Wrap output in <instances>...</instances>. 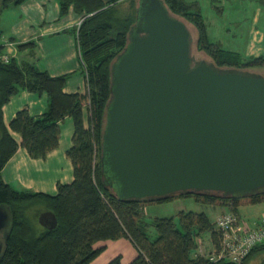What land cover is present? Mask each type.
Returning <instances> with one entry per match:
<instances>
[{
	"label": "trees",
	"instance_id": "1",
	"mask_svg": "<svg viewBox=\"0 0 264 264\" xmlns=\"http://www.w3.org/2000/svg\"><path fill=\"white\" fill-rule=\"evenodd\" d=\"M23 1H0V38L3 9ZM58 1L61 15L67 14L71 5L82 14L80 23L68 30L77 37L87 89L84 92L65 91L70 73L53 75L33 62H19L12 55L9 62L0 59V201L7 202L14 215V226L0 264H91L105 248V245H95L98 240L119 237L130 238L138 249V254L127 264H249L256 255L263 258L264 243L255 246L238 262L226 258L212 260L203 252L193 253L199 247L197 238L205 230L211 231L213 245L219 242L216 219L211 220L205 211L182 209L177 216L157 217L154 221L157 235L150 237L145 221L149 203L193 196L198 201L227 205L238 213V205L243 202L263 201L264 192L234 197L217 191L193 190L168 196L121 197L106 181L100 157L111 95V64L128 42L129 29L137 16L138 0H129L123 12L124 0ZM165 1L174 13L194 25L198 31V49L208 53L218 65L244 69L264 66V55L244 56L213 41L197 0ZM17 46L19 49L34 48L36 40L18 42ZM3 47L0 43L1 51ZM23 89L39 94L47 92L48 104L40 114H32L28 107L17 110L10 127L21 134L19 143L4 121L3 105L11 95ZM85 107L88 124L85 123ZM68 115L74 121L73 143L66 150L73 163V180L58 181L55 194L20 189L5 181L3 167L20 145L34 158L46 157L50 150L59 146L61 122ZM47 209L53 210L58 218L57 225L52 228L38 221L39 213ZM34 210L37 218L33 217ZM121 259L118 254L106 264H123Z\"/></svg>",
	"mask_w": 264,
	"mask_h": 264
},
{
	"label": "water",
	"instance_id": "2",
	"mask_svg": "<svg viewBox=\"0 0 264 264\" xmlns=\"http://www.w3.org/2000/svg\"><path fill=\"white\" fill-rule=\"evenodd\" d=\"M100 162L121 197L264 192V74L195 59L187 21L165 0H138L111 64ZM38 221L58 218L47 209ZM13 226L0 201V262Z\"/></svg>",
	"mask_w": 264,
	"mask_h": 264
},
{
	"label": "crops",
	"instance_id": "3",
	"mask_svg": "<svg viewBox=\"0 0 264 264\" xmlns=\"http://www.w3.org/2000/svg\"><path fill=\"white\" fill-rule=\"evenodd\" d=\"M17 8L20 16L18 14L16 16L14 11L8 13V16H12V21L6 29L11 34L5 32L2 34L0 38V43L4 44L2 51L16 56L19 62L30 61L41 68H46L53 75L70 73L64 87L65 91H86L87 80L81 71L77 37L68 30L80 22L82 14L71 5L67 14L61 15L58 0H24ZM33 38L36 40L34 48H18V42ZM263 41L264 33L256 31L255 43L250 45L249 53L264 55L261 54ZM249 55L251 54L245 56ZM47 104V92L39 94L23 89L11 95L3 105L4 121L19 143L22 140L21 134L10 127V121L17 110L28 107L32 114H40L46 109ZM84 112L85 123L88 124L86 107ZM73 132L74 121L72 116L68 115L61 122L59 146L50 150L46 157L34 158L26 147L20 145L3 167L2 174L5 181L20 189L41 190L55 194L58 191V181L70 182L74 178L73 163L66 153L73 143ZM95 245H105V248L91 260V264H106L118 254L122 256V263L127 264L138 254L137 247L128 237L100 239ZM198 252L202 253L200 250Z\"/></svg>",
	"mask_w": 264,
	"mask_h": 264
},
{
	"label": "rangeland",
	"instance_id": "4",
	"mask_svg": "<svg viewBox=\"0 0 264 264\" xmlns=\"http://www.w3.org/2000/svg\"><path fill=\"white\" fill-rule=\"evenodd\" d=\"M202 8L205 20L208 25L209 35L213 41L220 43L225 48L239 50L242 54L248 55L249 47L255 43L254 38L256 31L264 33V0H197ZM138 3V2H137ZM129 5V0H124L121 4V12ZM18 5H11L4 8L1 13V27L3 33L11 34L7 28L11 23L12 16L8 13L14 11L16 16H20ZM126 11V10H125ZM14 17V16H13ZM81 21V20H80ZM80 23V22H79ZM193 37V54L195 59L206 58L213 60L212 57L203 50L197 47L198 31L194 25L187 21ZM263 50L264 54V41ZM264 74V66L250 68ZM197 210L208 213L211 220H215L223 210H230L227 205H214L203 201L196 200L193 196H178L171 200L163 202H153L146 206L145 221L148 223V233L154 238L157 235L155 219L162 216H177L180 210ZM264 212V200L259 202H243L238 205V213L244 219L255 221ZM33 217L37 218V213L33 212ZM200 240V241H199ZM199 247L193 250V253L200 250L204 254L214 248L211 240V231L205 230L197 238ZM201 243V244H200ZM262 255H256L249 264H260Z\"/></svg>",
	"mask_w": 264,
	"mask_h": 264
},
{
	"label": "built area",
	"instance_id": "5",
	"mask_svg": "<svg viewBox=\"0 0 264 264\" xmlns=\"http://www.w3.org/2000/svg\"><path fill=\"white\" fill-rule=\"evenodd\" d=\"M0 59L9 62L11 54L0 50ZM215 223L219 242L208 254L212 260L226 258L238 262L255 246L264 243V212L251 222L237 212L225 210L217 216Z\"/></svg>",
	"mask_w": 264,
	"mask_h": 264
}]
</instances>
